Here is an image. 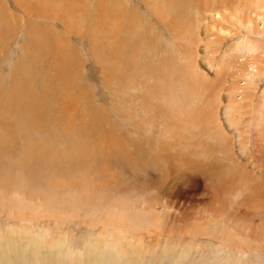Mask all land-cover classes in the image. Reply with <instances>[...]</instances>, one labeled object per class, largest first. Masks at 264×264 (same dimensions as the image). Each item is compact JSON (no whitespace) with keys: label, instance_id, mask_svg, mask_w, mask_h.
<instances>
[{"label":"rangeland","instance_id":"374dc122","mask_svg":"<svg viewBox=\"0 0 264 264\" xmlns=\"http://www.w3.org/2000/svg\"><path fill=\"white\" fill-rule=\"evenodd\" d=\"M247 1L0 0V93L26 86L41 94L40 100L58 103L68 136L52 123L51 135L34 131L33 141L61 140L60 148L78 157L90 152L83 161L64 159L69 169L42 178V187L30 195L0 190V250L10 244L12 253L18 238L21 257L28 252V261L14 258V264H169L172 259L176 264L189 259L194 264H264V163L263 170L249 166L251 176L244 179L231 177L222 149L197 121L204 112L216 114L240 160L250 163L241 140L247 153L264 155V74L255 91L242 77L252 69L251 55L264 61V46L254 54L236 49L246 37L244 25L234 21ZM213 8L226 18L212 19ZM128 18L131 33H125ZM262 26L256 21L250 40L264 41L257 35ZM188 41L197 70L213 82H206L201 93L185 91V78L176 71L185 69L171 52ZM235 83L245 85L240 89L245 93H238ZM230 93L231 100L254 97L253 104L245 100L240 139L226 120ZM190 119L197 126L188 132ZM82 126L86 133L79 131ZM14 150L12 160L27 156L21 155L22 146ZM39 168L45 172L47 165L39 163ZM147 207L153 214L156 210L157 222ZM119 229L127 234L123 243L117 241ZM28 230L49 236L37 248L30 245ZM128 238L143 244L133 246ZM52 240L59 245L51 248ZM65 247L85 255L66 263ZM0 258V264H10Z\"/></svg>","mask_w":264,"mask_h":264},{"label":"bare ground","instance_id":"6f19581e","mask_svg":"<svg viewBox=\"0 0 264 264\" xmlns=\"http://www.w3.org/2000/svg\"><path fill=\"white\" fill-rule=\"evenodd\" d=\"M245 3H246V0H245ZM227 4L228 3L225 2L224 6H228L229 5V4L228 5ZM146 5H147V3H146ZM240 5L241 4H239V6ZM247 5L248 6H246V5L243 6V7L241 6L242 8H244V7L245 8L243 9V11H241V12H239L237 14V16H236L237 19L234 21L235 25H237L238 22L244 25L245 33H244L243 37H246V39H244L243 41H241V42L238 41V46L236 47V49L238 50V49H241V48H247L249 53L254 54V53H256V51H258L261 47L264 46V41L261 40V39H252V40L249 39V35L252 32L254 33V28L257 29L256 28V21H258L259 19L262 21L263 26L261 27V29H258L257 35H263L264 36V7H263L264 0H263V4L261 3L260 0L256 1V3H251L250 0H248L247 1ZM126 6L128 7V4ZM156 6L154 8H157ZM163 6L161 4V9H162L161 12L164 9ZM224 6L222 7L223 9H224ZM158 7H159V5H158ZM129 10L130 9H128V11ZM226 10H227V8H226ZM238 10H239V8H238ZM210 12H211V14H210L211 18L214 19L216 22H221L222 18L223 19L226 18L224 16L225 12L222 13L219 10H216V8L211 9ZM163 14H164V12H163ZM162 16L164 18V15H162ZM133 21H136V20H133ZM131 22H132L131 18H128L127 19L128 25L126 26L127 30L125 31V33H127L128 31H129L128 33H131L130 32V31H132L131 30ZM241 24H239V25L241 26ZM113 25H115V24H113ZM216 29L218 31L220 30V32H222V33L225 32V30L222 27H220V28L216 27ZM192 38H195V37H192ZM177 39H179V37H177ZM215 41H217V40H215ZM125 45L127 47L128 44L125 43ZM198 45H196V46L198 47ZM176 47L177 48L172 49L171 52L175 53L176 58H179V61H180L181 65H178V66H180L181 69H185V70H179V69L175 68L176 71L178 72V74H180L181 76H183L185 78V84L187 83V85H185V86H187L185 88L186 89L185 91L187 92V91H190V89H192L193 91H196L197 93L198 92L201 93L204 90L205 83L206 82H211V81L209 79H207L205 77V75L201 74L197 70V68L195 66V61H194V60H196V56H195L196 54H194L192 56L191 53H192L193 49L191 48L190 42L188 41L187 42V46H185L184 49H182V50L178 49L179 45H177ZM194 48H196V47H194ZM255 49H256V51H255ZM228 51H230V50H228ZM251 56H253V58L249 59L251 61L249 67H252L251 70H254V71L248 70L247 73L244 76H242V77H244V80H246L244 82L248 85L247 88L251 85L252 88H250V89H252V90L254 89V91H255V89L258 88L257 87L258 86L257 81H259L260 78L264 74V61L261 60V57H259V55H257L258 57L254 56V55H251ZM216 71H217V69H216ZM217 72H219V70ZM160 73H161V75H163L160 78V80L164 79L165 78V76L163 74L164 72L160 71ZM211 83H213V82H211ZM160 85H162V83ZM160 85L156 84L155 85V89H157V88L159 89ZM234 86L238 87L237 84L234 85ZM244 86L243 85L242 86L239 85V87H238L239 89H237V90L240 91V89L242 87H244ZM25 87H20L18 85V86H16L14 91H10V90L6 89L2 93H0V190H4L5 193L16 191L19 195H22V196L23 195H26V196L30 195L29 191L31 189H34V188H37V187H42V184H41L42 180L41 179L42 178L46 179L45 177H47V176H50V178H51V174L50 173H53L54 176H58V175L64 174V173H62L64 171L63 167H65L66 169H69V164H67V162L64 159H68L69 160L72 156L78 157V155H77L78 153H67L64 149L60 148L61 140H57L56 141L57 143L54 142L53 144L47 143L46 141H44L43 138H42L43 141L41 140L42 142L39 141V140L38 141H35V140L33 141V137L35 136V134H34L35 132L34 131L38 132V134H47V136L51 135L53 133V129L55 128V127H52V125H51L52 123H54L55 125H59V128H62L64 131H66V136H68L69 130L64 125V123H65L64 118L59 116L60 115V111L63 109V107L60 108V111L57 110V106H59L58 103L56 105V103L55 104H50V102L48 100H46V99L40 100L39 96H41V94L35 93L29 87H28V91H27V89ZM198 89H200V90H198ZM250 89H249V91H250ZM237 90H235V91H237ZM148 91L149 90H146V92H148ZM245 91H246V89H244V90H242V91H240L238 93L243 94V93H245ZM187 93H189V92H187ZM191 94H193V93H191ZM156 95H158V93ZM156 95H155V97H156ZM230 95H231V93L229 94V102L230 103H229V105L226 106V110H225L226 120L232 126H235V130L238 132L240 130L239 123H240V120H241L242 115H243V110L246 109L245 108L246 107V101L249 100L248 103L249 104H253L254 103V97H252L250 95V96H247V99H246V98H243L245 96V95H243L240 100H231ZM151 96H152V94H151ZM200 96L201 95L199 94L198 96H195V97H200ZM153 99H154V97H153ZM154 102H156V101H154ZM263 102H264V99H262V103ZM40 105H44V108L40 107ZM263 105H264V103H263ZM150 106L152 108V105H150ZM175 106H177V105H175ZM181 107H182V105H180L178 107V109H182ZM66 108H67V106H66ZM151 108H150V111H151ZM152 110H154V109L152 108ZM182 110H185V109H182ZM191 112L192 111H187V114L190 116ZM197 116H199V120H197V121L199 122L198 123L199 126L202 127V132L204 133V135H206V137H208V139L210 141H213L214 143H217L219 145V147L222 149V154L221 155H223V156H221V158L223 159L226 156V160H225V158H224V160L228 161L230 163L231 166L225 165L227 167H231L230 173L228 172V175H230L231 177H234V176L238 177L239 179H244V178H246L248 176H251V173L249 172V170L247 171V168H250L249 166H251V165L253 166L254 170H256V169L263 170V166H262L260 161H262L264 163V157H263L264 155L263 156H256L255 154L251 155V153H247V147L246 148L243 147L242 140L240 141V144L242 146L243 153L245 155H247V158L250 160V163L249 162H245V160H243V159L240 160V158H239L240 156L236 153V150H233V143H232L233 141L231 140L232 137H230V139H229V137L227 136L228 133H227L226 126L221 122V120L217 117L216 114H212L211 112H204L201 115H197ZM192 117H193V114H192L191 118ZM189 122H191V125L189 123L188 132H190L189 126L194 125L193 126L194 129H196L195 126H197V125L194 124V122L191 121V119H190ZM85 126H82L79 131H81L83 133H86L85 130H84V127L88 129V127H87L88 123ZM239 133L240 132H238V134ZM79 134H80V132H79ZM200 134H202V133H200ZM241 136L239 134V136H238L239 139L241 138ZM31 138H32V140H30ZM233 139H234V137H233ZM243 141H244V139H243ZM37 142H41V143H37ZM13 144H15L16 146L19 145L20 147L22 146L23 151H22L21 155H27V156H25L23 158H19V157L15 158V157H13V158H15V160H12L11 156L13 155V153L15 151L14 149L16 148V146L14 147ZM9 151L11 152L10 154H8ZM218 151H219V148H218ZM17 152L19 153L20 150H17ZM91 152H95V150H92ZM249 152H250V150H249ZM89 154H90V152H88V154H87V151H86V153L83 152V154L81 153V155H79L78 159L81 158L82 161H83V158H86L87 155H89ZM95 157H98L97 153L95 154L94 158ZM72 159H74V158H72ZM78 159L75 158V161H77ZM89 161H91V157H89ZM43 162H45V164L47 165V169H46L45 172L41 171V169L39 168V163H43ZM241 163L242 164L245 163L244 164L245 168L242 167ZM55 164H57V165H55ZM241 175H243V178H240ZM57 179L58 178L55 179L56 183H58ZM223 181H224V179H223ZM234 181H236V180H234ZM34 182H36V183H34ZM15 184L17 185L16 187H15ZM32 184H34L33 185L34 187L31 186ZM35 184H38V185H35ZM11 189H14V190L11 191ZM37 189H39V188H37ZM54 190H56V189H54ZM31 194H32V192H31ZM40 194H41V192H40ZM59 195H61V194H59ZM50 196H51L50 194H49L48 197L45 196L46 197L45 200L47 198H49ZM0 199H3V196L2 197L0 196ZM53 199H55V195H54ZM95 199H103V198L95 197ZM59 204H61V203H59ZM23 208L26 209V207L23 206L22 209L20 210V213L23 211ZM151 208H152V206H151ZM147 210L150 211L151 209L147 207ZM150 212L153 214L152 211H150ZM155 212H156V210H155ZM155 212L152 215L154 221H156V219H160L159 216H157L155 214ZM23 215L24 214L21 213V216H23ZM120 228H123V227H120ZM11 231H13V230H11ZM32 231L33 230H28L27 231L29 233V235L32 237V239H30V245H33V246H36L37 248H39L38 245L40 243V239H41V241H43V239L45 237L47 238V236H49V235L47 234V231H46V233L44 231L43 234H46V235L36 234V235L33 236L34 232H32ZM119 231H120V233L122 235V238H120L117 241L119 243L120 242L123 243V240L126 239L127 234L122 229H119ZM19 236H20V234H19ZM20 237L22 238V236H20ZM128 239H130V241L128 243H130L132 245L138 243L139 244L138 246H140V245L142 246V244H143V240L140 239V238H139L140 240L137 238V240H138L137 242L134 241V239H132V238H128ZM43 242H45V241H43ZM63 242H66V241H63ZM133 242H136V243H133ZM14 243H15V245L17 247H15V249L14 248L12 249V253L8 252L10 250V244L9 245L5 244L6 245L5 246V251H1L0 250V257L2 256L4 258H8L10 264H14L15 259L23 260V263L25 261H28L29 258L27 257V254H28L27 251L24 252L23 257H21V255H20L21 249L19 248L20 247L19 239L17 238ZM49 245L52 248L55 245H59V241L57 242V241H53L52 240L51 243L49 242ZM111 245H112V243H111ZM27 247H29V246H27ZM89 247H92V245L91 244L87 245V248H89ZM119 248L121 249V247H119ZM141 249H142V247H141ZM63 250H64V255H67V259H64V260H66V263L73 261L76 256L83 254V252L79 251V249L77 251L78 253H75L72 249H69L68 247L66 249H63ZM51 252L53 253L55 251H53L51 249ZM118 252H120V251H118ZM2 254H4V255H2ZM83 255H85V254H83ZM207 256L209 257V255H207ZM184 257L185 258L188 257V254L185 253ZM206 258L207 257H205V259ZM209 259L210 258H208V260ZM0 260H1V258H0ZM46 260H45V262H46ZM95 261H96V259H95ZM102 261H103V259H102ZM48 262H49V260H48ZM48 262H47V264L52 263L51 261L49 263ZM214 262H215V260L211 261L209 263L210 264L211 263L212 264H220L222 261L220 263L219 262L218 263H214ZM154 263H156V262H154ZM209 263H207V264H209ZM127 264H133V261L129 260ZM169 264H176V261L174 259H172L171 263H169ZM185 264H194V263L192 262V259H189V261H187V263H185ZM199 264H200V262H199Z\"/></svg>","mask_w":264,"mask_h":264}]
</instances>
